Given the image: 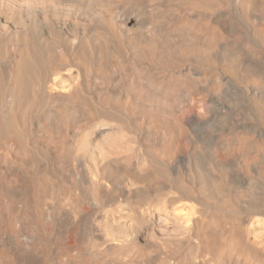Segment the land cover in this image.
<instances>
[{
	"label": "bare ground",
	"instance_id": "obj_1",
	"mask_svg": "<svg viewBox=\"0 0 264 264\" xmlns=\"http://www.w3.org/2000/svg\"><path fill=\"white\" fill-rule=\"evenodd\" d=\"M55 1L61 4L69 0ZM132 1L136 2H130L132 3L129 4L130 11H126L119 5L110 7L106 0H88L87 9L99 13L93 28L89 32L87 28H74L67 42L68 53L53 57V81L50 83L49 89L53 92V101L70 104L69 110L71 111H74L77 104L87 101L88 97H85L84 91L91 80L97 82L102 91L101 95L106 97L104 99H111L110 95L114 93L108 91V88L112 83L111 75L113 74H116L119 79L116 86H119L120 90L128 95L133 94L134 99H129V105H132L134 101L136 103L142 101L144 106L150 108H153V105L158 106L157 110L153 109V115L146 118V122L163 132V136L158 140L153 141L152 136L143 137L141 132H134L124 125L126 132H122L119 124H113V122L120 121L117 114L113 111L100 109L92 111V118L86 123V126H91V122L95 118L101 117L103 121L97 124V127H101H98L100 130L118 127V132H104L102 136L98 135L100 137L96 135L98 140H94L95 142H92V139L86 134H79L72 138L73 142L69 146L71 163L80 169V179L83 185L89 189L91 201L98 204L101 211V214L99 212L94 219L96 220V230L93 237L97 247L102 248V252L98 251L96 255L137 246L140 235L139 226H143L150 242L180 237L179 233L183 234L181 233L183 230L186 233L183 238L185 242L191 239V235H199V241L203 243L204 249L214 250L217 233L206 227L202 231L200 227L202 220H196L195 216L201 211L205 198L213 201L215 212H217L211 215L210 220L214 216L222 218L240 211L246 217L245 222L251 235L258 236L259 229L264 231V185L259 183L260 186L257 185L255 191H250L251 194H254V198L245 203L242 200L243 191H238L235 187V176L248 173L249 170H252L254 174L261 170L264 172V158L263 162H259V158L261 155L264 156V152L259 149L257 155L250 157V143L245 138H232L231 134L224 133L227 131L226 119L230 116L232 109H229L225 101L222 100V95L230 89L222 90L219 74L230 73L239 79L238 67L241 58L232 54L224 45L218 51L221 45L219 40H216L218 38L216 30L212 33L214 38L210 40L208 34H189L184 27L178 29H161V27L159 29L154 25V21L145 23L143 21L144 9L141 3L138 0ZM179 1L178 14L187 19L199 20L204 26L203 17H208L207 15L213 12L216 7H221L225 2L224 0ZM78 3L82 6L84 2L78 1ZM230 3L232 11H234L233 16L239 25L238 31L246 32L250 37L253 36L254 39L251 37V40L255 41L254 43L264 46V1L230 0ZM26 10H29L28 6H26ZM183 10L187 12L184 14ZM225 14L230 16L231 11ZM152 19L155 20V18ZM26 21H30V19L26 18ZM5 24L7 25V23ZM57 25V20L53 19V28ZM28 28L25 26L23 33L24 52L16 58L15 69L11 74L10 81L2 82L3 78L0 75V96L5 94L10 101L9 108L5 110L7 111L6 116L0 119V144L14 147L16 154L20 156V160L25 166L31 165L33 158L28 152L26 142L29 113L39 100H43L45 94L43 86L45 78L37 77L39 58L42 57L39 56L37 49L32 47L30 41V36L35 34V30L31 31ZM92 31L93 34H90ZM54 48L53 46V50ZM14 52L10 43L6 42L0 49V57L7 58ZM127 54L131 56L133 62L141 61L147 66L174 65L194 54L206 66L207 71L201 74L190 72L185 78H167L156 82L147 70L137 67L132 62L124 66L125 61L122 57ZM57 61H61L59 66H64L61 70H57L59 64ZM127 67L129 69H126ZM205 83L206 85L199 89L209 103L211 111L209 118H201L199 111H195L187 116L184 123L177 120L175 112L178 111L183 100L185 102V99L179 98L178 95L181 88L188 85L195 88L197 84ZM236 96L241 98L239 89L236 91ZM260 112L264 119V108ZM63 115L60 116L61 122L65 119V114ZM207 120L215 122L220 127L219 135L211 137L205 144L193 142L192 146H186L185 143L180 142V137L187 135L189 128L197 127ZM187 127L189 128L187 129ZM170 130L173 132L170 133ZM208 144L210 145L207 146ZM260 145L263 146L262 143ZM178 159L184 163L186 161L181 170L173 165V162ZM173 174L177 175L174 184L169 182L160 184L158 196L147 203V212H143V209L139 210L142 196L154 185H158L160 181H169V177ZM26 181L31 183V187H29L31 195L23 198L21 204L27 205L31 198L35 207L46 192V179L43 177L40 183L30 177ZM175 188H179L183 193L181 192L177 196L173 194L166 196L168 191ZM159 196H165L162 204L157 202ZM2 198L3 193H0L2 229L18 235L19 232L12 228V222L20 217L17 205L15 203L5 204ZM180 199H183V202H180ZM75 200L77 206L82 203L79 202V197H76ZM180 211H185V217L179 214L180 217L174 215ZM104 214L111 216L114 223L126 221L127 225H123L124 228L121 227L122 230L118 232L111 230L109 237H103L99 233V223ZM146 214L149 218L157 214L158 222L150 225L149 218H145ZM25 218L22 216V219L25 220ZM98 218L99 220H97ZM37 219V223L35 221L36 234L28 238L30 240L27 248L32 251L41 250L49 230L41 223L39 217ZM173 220L175 222L173 230L166 231V229L158 228L159 225L170 224ZM24 225L25 228L21 232L27 234L26 230L31 225L26 223ZM110 227L107 228L112 229V226ZM62 231L60 232L62 233ZM241 237H243L241 233L237 234L239 240ZM244 242L251 247L252 253L258 252V262L264 264V252L253 248L247 241ZM221 244L225 245L226 243L223 240ZM2 256H4V252L0 250V257ZM63 264H68V262ZM74 264L92 263L80 260ZM123 264L140 263L126 261Z\"/></svg>",
	"mask_w": 264,
	"mask_h": 264
},
{
	"label": "rangeland",
	"instance_id": "obj_2",
	"mask_svg": "<svg viewBox=\"0 0 264 264\" xmlns=\"http://www.w3.org/2000/svg\"><path fill=\"white\" fill-rule=\"evenodd\" d=\"M78 1H83V5L81 6ZM224 1L222 6L216 7L213 12L207 15L208 17H203L204 26L199 20L187 19L178 14L179 0H138L144 9L143 21L145 23L154 21V25L159 29L161 27V29L184 27L189 34H208L210 40L214 38L212 33L216 30L218 37L216 40H219L221 45L218 51L224 45L232 54L241 58L238 67V75L241 80L237 79L234 74H219L222 90L230 89L222 95V100L225 101L229 109H232L230 116L226 119L227 131L224 133L231 134L232 138H245L250 143L251 157L257 155L259 149L264 152V119L260 115L261 109L264 108V46L254 43L255 41L251 40V37L254 39L253 36L250 37L246 32L240 33L238 31L239 25L233 16L234 11L230 6V0ZM87 2L88 0H69L59 4L55 0H0V49L6 42H9L15 51L13 55L11 54L7 58L0 57L2 82L10 81L11 74L15 69L16 58L24 52L25 45H23L22 40L24 39L25 26H28L31 31L35 30V34L30 36V41L32 47L36 48L39 56L42 57L39 58L37 77L45 78L43 100H39L31 109L27 122L26 142L28 152L33 157L32 164L25 166L20 160V156L16 154L14 147L0 144V193H3L2 199L5 204L15 203L20 212L19 219L17 218L12 222V228L19 232L18 235L2 229L0 224V250L4 252V256L0 257V264H63L65 262L74 264L80 260L89 261L92 264L104 262L123 264L126 261L132 263L138 261L140 264H263L258 262V252L252 253L251 247L247 246L248 244L246 245L244 241H247L253 248L264 252V231L259 229V235L252 236L245 222L246 217L240 211L222 218L214 216L210 220L211 215L217 212H215L213 201L208 198L203 200L201 211L195 216L196 220H202L200 222L202 231L206 227L217 233L214 250L204 249L203 243L199 241V235H191V239L185 242L183 238L186 233L183 230H181L183 234L179 233L180 237L150 242L143 226H139L140 235L137 246L126 250H111L104 255H96L98 251L102 252V248L97 247L93 237L96 230V220L94 219L99 212L101 214V211L99 205L91 201L89 189L83 185L80 179V169L71 163L69 146L73 142L72 138L79 134H86L92 139V142H95L94 140H98V137L102 136L104 132H118V127L100 130L101 127L98 126V128L97 124L103 121L101 117L95 118L91 122L92 127L86 126V123L92 118V111L96 109L115 112L120 121L113 122V124H119L122 132H126L124 128L126 126L134 132H141L143 137L152 136L153 141L163 136V132L146 122V118L153 115V109L157 110L158 106L153 105V108H150L144 106L142 101L138 103L134 101L132 105H129V99L133 98V94L128 95L122 92L119 86H116L119 80L116 74L111 75L112 83L108 88V91L115 94L110 95L114 99H104L106 97L101 95L102 91L97 82L91 80L84 91L85 97H88L87 101L85 100L83 104H77L74 111L69 110L70 104L53 101V92L49 89L50 83L53 81V57L56 58L60 54L68 53L67 42L74 28H87L89 32L96 23L99 13L89 11ZM130 2L136 1L106 0L110 7L119 5L126 11H130L129 4H132ZM25 5L28 6L29 10H26ZM229 10L231 11L230 16L225 14L230 12ZM183 12L185 14L187 11L183 10ZM26 18H29L30 21H26ZM53 19H56L58 23L57 27L54 28ZM90 34H93V31ZM53 46L55 47L54 50ZM122 58L125 61L124 66L132 62L137 67L147 70L156 82L167 78H185L190 72L201 74L207 71L206 66L194 54L174 65L147 66L141 61L133 62L129 54ZM60 62L57 61L59 63L57 70L64 67L59 66ZM204 85L206 83L197 84L198 91L196 87L192 88L190 85L181 88L178 95L179 98L185 99V102L183 100L178 111L175 112L177 120L184 123L187 116L195 111H199L201 118H209L211 113L209 103L199 89ZM238 89L241 91V98L236 96ZM0 102V119H2L7 114L5 110L9 108L10 101L7 95L2 94ZM63 114H65V119L61 122L60 116H64ZM188 131L187 135L180 137V142L185 143L186 146H192L193 142L205 144L211 137L219 135L221 129L215 122L207 120L197 127L189 128ZM172 132L173 130H170V133ZM96 135L100 136L97 137ZM261 143L263 146L260 145ZM263 158L264 156L261 155L260 163L263 162ZM185 163L178 159L173 162V165L181 170ZM263 174V170L256 172V174L249 170L248 173L235 176V187L238 191H243L242 200L245 203L254 198V194L251 192L256 190L257 185L260 186L259 183L264 185ZM30 177H33L36 182H40L43 177L46 179V192L35 207L31 198H29L27 205L21 204L23 198L31 195V191H29L31 183L26 181ZM176 178L177 175L173 174L169 177V181H160L158 185L150 188L142 196L139 210L143 209V212H147V203L158 196L160 184L168 182L174 184ZM181 192L179 188H175L168 191L166 196L172 194L177 196ZM76 197H79V202H82L78 206ZM164 198L165 196H159L157 202L162 204ZM180 202H183V199H180ZM178 214L185 217V211H180L174 215L180 217ZM22 216L26 217L25 220L22 219ZM103 216L99 223V233L103 237H109L111 230L118 232L127 225L126 221L114 223L111 216L106 214ZM37 217L49 230L41 250L32 251L27 248L30 240L28 238L36 234L35 221L37 223ZM145 218H149L147 214ZM148 220H150V225L155 224L159 220L158 215L155 214ZM24 223L31 225L26 230L27 234L21 232L25 228ZM173 224H175L174 220L170 224L159 225L158 228L171 231L174 229ZM110 226L112 229H108L111 228ZM240 233L243 236L241 240L237 238V234ZM223 240L225 245L221 244ZM232 243L233 246H231Z\"/></svg>",
	"mask_w": 264,
	"mask_h": 264
}]
</instances>
